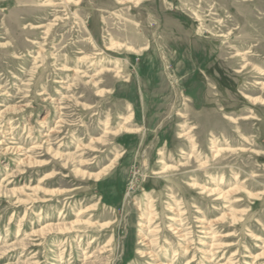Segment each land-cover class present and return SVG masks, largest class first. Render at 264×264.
Instances as JSON below:
<instances>
[{
    "label": "rangeland",
    "instance_id": "374dc122",
    "mask_svg": "<svg viewBox=\"0 0 264 264\" xmlns=\"http://www.w3.org/2000/svg\"><path fill=\"white\" fill-rule=\"evenodd\" d=\"M193 257L264 264V0H0V264Z\"/></svg>",
    "mask_w": 264,
    "mask_h": 264
},
{
    "label": "bare ground",
    "instance_id": "6f19581e",
    "mask_svg": "<svg viewBox=\"0 0 264 264\" xmlns=\"http://www.w3.org/2000/svg\"><path fill=\"white\" fill-rule=\"evenodd\" d=\"M253 100H256V99H253ZM257 101V100H256ZM127 120H126V122H128L129 121V118H126ZM124 126V125H123ZM124 127H126V126H124ZM127 128V132H135V130H137V129H133V128H130V127H126ZM216 150H217V154H216V156L217 155H219L221 152H225V151H230L231 149L230 148H227V149H224L223 147H218V148H216ZM239 150V149H238ZM241 151H243L242 149H240ZM99 175H100V173H99ZM99 175H97V176H99ZM240 180L241 179V176H240V174L239 173H237V174H235L234 175V180ZM245 183V181H243V184ZM238 187V186H237ZM237 190H239V187L238 188H236ZM216 189H214V190H211L210 192L212 193L213 191H215ZM263 192H259L258 193V196L260 195V194H262ZM238 201H240V200H238ZM237 202V201H236ZM87 212V209H85V208H83V209H80V211H79V213H78V216H80L81 217V215H83L84 213H86ZM240 215H242V214H240ZM202 221H204V219L202 220ZM73 224V223H72ZM82 225V224H91L90 223V221L89 220H86V221H83V219L82 218H79V220L78 221H76V222H74V224L73 225ZM67 228H68V226L66 225V224H60V223H57V224H50V225H47V227H44V228H42L43 230L42 231H44V230H47L48 232L49 231H51L52 233H54L53 231H58L59 232V234H61L63 231H65V230H67ZM77 231V230H76ZM188 238V237H187ZM22 246V245H21ZM214 247H216V246H214ZM6 250V249H5ZM185 250V253H187V251H188V249L187 248H185L184 249ZM166 253H167V251H166ZM174 258H173V260L178 256V253H177V251L175 252V254H174ZM96 259V258H95ZM230 260H232V259H230ZM175 261V260H174ZM173 261V262H174ZM195 261V259H194V257L193 258H189L188 259V264H192V262H194ZM156 263V262H155Z\"/></svg>",
    "mask_w": 264,
    "mask_h": 264
}]
</instances>
